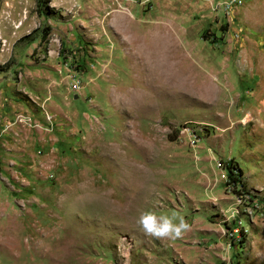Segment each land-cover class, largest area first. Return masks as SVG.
Masks as SVG:
<instances>
[{"label":"rangeland","instance_id":"1","mask_svg":"<svg viewBox=\"0 0 264 264\" xmlns=\"http://www.w3.org/2000/svg\"><path fill=\"white\" fill-rule=\"evenodd\" d=\"M35 4L0 0V264H264V0Z\"/></svg>","mask_w":264,"mask_h":264},{"label":"clouds","instance_id":"2","mask_svg":"<svg viewBox=\"0 0 264 264\" xmlns=\"http://www.w3.org/2000/svg\"><path fill=\"white\" fill-rule=\"evenodd\" d=\"M137 223L146 236L158 240H176L190 230L189 223L175 212L171 215H157L146 211L141 213Z\"/></svg>","mask_w":264,"mask_h":264},{"label":"trees","instance_id":"3","mask_svg":"<svg viewBox=\"0 0 264 264\" xmlns=\"http://www.w3.org/2000/svg\"><path fill=\"white\" fill-rule=\"evenodd\" d=\"M50 0H36V4H35V9L38 8V6H40V4L43 3V5H46L49 3ZM234 167H226L225 166V171L227 174V180L230 182V184L232 186H240L242 187L241 181H240V175H241V171L240 169L237 167L236 164H233ZM232 171L236 172L235 175H233Z\"/></svg>","mask_w":264,"mask_h":264},{"label":"bare ground","instance_id":"4","mask_svg":"<svg viewBox=\"0 0 264 264\" xmlns=\"http://www.w3.org/2000/svg\"><path fill=\"white\" fill-rule=\"evenodd\" d=\"M155 45V44H154ZM164 47V46H163ZM157 48V47H156ZM156 50V49H155ZM154 65H155V63H154ZM153 66V65H152ZM158 67V66H157ZM154 68V67H153ZM150 70H152V69H150ZM151 72V71H150ZM154 72V71H153ZM148 73V72H147ZM148 75V74H147ZM162 75V74H161ZM149 76V75H148ZM147 76V77H148ZM169 77V76H168ZM171 77V76H170ZM150 78H151V76H150ZM146 81L148 82V83H151V81H152V78L151 79H146ZM202 95V94H201Z\"/></svg>","mask_w":264,"mask_h":264},{"label":"built area","instance_id":"5","mask_svg":"<svg viewBox=\"0 0 264 264\" xmlns=\"http://www.w3.org/2000/svg\"><path fill=\"white\" fill-rule=\"evenodd\" d=\"M76 88V86H73V89H75Z\"/></svg>","mask_w":264,"mask_h":264}]
</instances>
